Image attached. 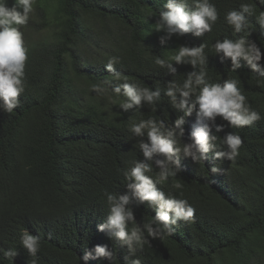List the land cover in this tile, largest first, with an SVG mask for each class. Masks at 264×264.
I'll return each mask as SVG.
<instances>
[{
  "label": "trees",
  "instance_id": "trees-1",
  "mask_svg": "<svg viewBox=\"0 0 264 264\" xmlns=\"http://www.w3.org/2000/svg\"><path fill=\"white\" fill-rule=\"evenodd\" d=\"M183 2L195 10L200 0ZM7 3L11 7L15 0ZM167 3L34 0V13L20 27L24 33L32 24L43 38L27 48L24 91L11 113L0 100V264H264V78L243 60L233 71L230 58L215 51L217 42L244 38L260 51L256 64L264 72V29L258 22L264 4L209 0L217 19L210 31L196 36L156 27ZM242 5H249L250 12L237 32L226 17ZM33 15L39 20L32 21ZM181 47H202L203 64L170 59ZM110 60L111 72L106 67ZM201 71L208 84L222 86L235 78L244 106L259 119L233 126L221 116H199L195 100L203 85H193L184 109L177 106L179 91L173 104L166 95L169 86L183 90L188 77ZM125 83L158 96L151 104L141 101L125 110ZM189 106L192 111L185 115ZM178 119L183 120L180 127ZM148 120L164 135L171 131L181 151L171 159L159 153L145 158L141 145L151 146L149 129L137 135L132 128ZM199 127H206L215 140L210 139L213 147L197 161L183 149L194 143ZM229 135L242 141L234 162L216 156L229 152ZM138 163L148 165L144 174L166 199L188 201L195 209L191 222L177 221L170 225L171 235L162 238L148 236L145 225L156 228L151 221L157 207L139 201L129 187ZM165 170L172 175L161 181ZM109 195L129 198L125 209L132 220L126 221V230L140 229L141 248L134 243L135 251H129L108 230H100L110 214ZM25 232L39 238L34 256L23 247ZM98 246L113 258H93ZM8 252L15 255L5 256Z\"/></svg>",
  "mask_w": 264,
  "mask_h": 264
},
{
  "label": "clouds",
  "instance_id": "clouds-1",
  "mask_svg": "<svg viewBox=\"0 0 264 264\" xmlns=\"http://www.w3.org/2000/svg\"><path fill=\"white\" fill-rule=\"evenodd\" d=\"M34 0H15V3L9 7L7 0H0V100L3 101V106L6 112L11 113L12 109L17 105V96L24 91L22 82L24 77V67L26 61L27 48L24 46V34L20 26H26L30 19V15L34 13ZM264 4V0H260ZM167 12L161 14L160 22L156 25L157 28H166L169 34L171 33H187L193 32L194 35L200 36L211 30V25L217 19V12L214 6L209 3V0H200L196 4L195 10H189L183 0H168L165 5ZM241 11H230L227 14V22L234 26L239 32L242 25L246 23L245 13L250 12L249 5H242ZM258 22L264 29V12L260 13ZM247 45V46H246ZM217 53L222 52L225 58H230L232 70L240 68V60H243L252 69L253 72H259L260 77L264 78V72L257 68L256 62L260 60L261 53L255 45L249 44L244 39L230 41L225 39L223 42H217L215 45ZM203 48L189 50L186 47H181L177 54L170 59L180 63L184 58H189L192 65L197 63V60L203 64L202 57ZM195 58V59H192ZM114 61L110 60L106 65L107 70H113ZM157 65L163 66L164 61L157 59ZM170 67V65H169ZM204 72L199 75L193 74L189 76L183 85V90L170 85L166 95L172 98L173 104L176 103L175 93L180 92L182 97L178 107L185 108L186 98L193 91V85H203L199 89V94L196 96L195 103L199 106L198 115L207 119H212L215 116H221L224 120L230 122L233 126L251 125L259 119V116L254 111L244 106L245 96L237 89L238 81L235 78L227 80L222 86L219 84H208L204 79ZM119 78V77H117ZM124 95L127 97V102L122 103L121 107L125 110L131 109L134 105H140L141 101L149 104L157 98L158 93L149 91L148 88H137L134 85L125 83L123 85ZM93 90L103 92L102 88L93 86ZM119 93L120 89L115 90ZM192 111V106L185 110V115ZM176 127H180L183 123L182 119L176 120ZM147 128L148 138L151 146L141 145L143 155L150 159L154 153L163 154L167 159L181 151L175 146V141L171 139L173 133L167 132L166 135L159 131V128L152 120L141 122L132 128V131L137 135H142L143 130ZM219 131V129H217ZM194 143L183 149L186 155L191 154L194 160H202L203 154L208 152L213 145L209 143L210 139L215 140V137H210L206 127L196 128L193 132ZM229 152H217L218 158L224 157L230 161H235L239 154V149L242 144L241 138L236 135H229L225 139ZM195 149V152H192ZM198 154V155H197ZM160 164L164 168V164ZM149 171L148 165L138 163L131 170L130 176L134 178L135 183L129 187L132 189L133 195L141 202L147 201L149 205L157 207L156 216L152 224L156 225L153 229L146 224L148 236L153 238H162L165 235H171L170 225H176L177 221L191 222L194 218L195 209L188 203L186 199L165 198L163 192L158 191L151 178L144 173ZM213 172L217 169H212ZM166 175L172 173L162 171L159 179L162 181ZM175 187L179 189L180 183H176ZM108 201L110 204V214L106 222L101 225L100 230H108L111 236L128 245L129 251H135L136 248H141L145 241L142 240V233L139 228L134 227L129 233L126 230V221L132 220L130 211H126L125 205L128 204L129 198L123 196L116 198L109 195ZM171 213V216H170ZM23 247L31 255L39 250L40 243L38 237L28 235L26 232L22 236ZM95 256L93 258H113V253L108 251L106 247L98 246L94 249ZM5 256H13L14 252H8ZM88 259V254L84 257ZM134 264H139L135 261Z\"/></svg>",
  "mask_w": 264,
  "mask_h": 264
},
{
  "label": "rangeland",
  "instance_id": "rangeland-1",
  "mask_svg": "<svg viewBox=\"0 0 264 264\" xmlns=\"http://www.w3.org/2000/svg\"><path fill=\"white\" fill-rule=\"evenodd\" d=\"M31 16V15H30ZM34 16V15H33ZM33 20H39V16H34L32 17V21ZM39 30H36V27L34 25L31 24L30 29H28L27 32H24V46L26 48H28L33 41H37L43 38V35L38 33Z\"/></svg>",
  "mask_w": 264,
  "mask_h": 264
}]
</instances>
